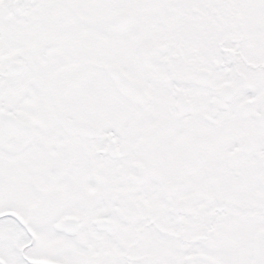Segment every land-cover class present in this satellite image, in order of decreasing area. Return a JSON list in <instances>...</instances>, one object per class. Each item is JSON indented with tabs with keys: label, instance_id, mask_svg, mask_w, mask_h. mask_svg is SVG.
Masks as SVG:
<instances>
[{
	"label": "snow or ice",
	"instance_id": "snow-or-ice-1",
	"mask_svg": "<svg viewBox=\"0 0 264 264\" xmlns=\"http://www.w3.org/2000/svg\"><path fill=\"white\" fill-rule=\"evenodd\" d=\"M0 264H264V0H0Z\"/></svg>",
	"mask_w": 264,
	"mask_h": 264
}]
</instances>
